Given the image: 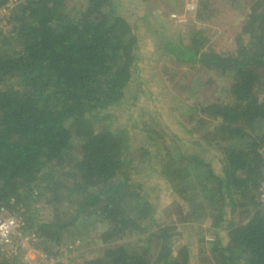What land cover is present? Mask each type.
Here are the masks:
<instances>
[{
  "label": "trees",
  "instance_id": "obj_1",
  "mask_svg": "<svg viewBox=\"0 0 264 264\" xmlns=\"http://www.w3.org/2000/svg\"><path fill=\"white\" fill-rule=\"evenodd\" d=\"M143 2L20 0L13 34L0 33V208L48 256L96 230L102 247L78 264H264V0L243 3L234 50L212 44L211 0H199L186 41L157 0ZM161 56L202 79L195 100L172 96L174 129L156 110L130 115L142 122L132 151L131 125L105 121L153 101L143 66ZM213 77L231 83L227 100L203 96ZM0 264L18 262L0 253Z\"/></svg>",
  "mask_w": 264,
  "mask_h": 264
},
{
  "label": "rangeland",
  "instance_id": "obj_2",
  "mask_svg": "<svg viewBox=\"0 0 264 264\" xmlns=\"http://www.w3.org/2000/svg\"><path fill=\"white\" fill-rule=\"evenodd\" d=\"M83 0H70V5L72 7H76V2H82ZM151 1V0H150ZM154 1V0H153ZM250 0H211L212 5L214 7H217V14L219 16L218 20H216L215 24L218 25L217 27L213 26L214 28L209 29V35L212 40V44L216 47V50H234L235 48V41L234 38L238 32H240L241 24L245 19L246 12H243L242 6L244 2H249ZM145 2V0H144ZM143 2V3H144ZM195 2V0H157V2H151L153 6H156L157 8H160L159 13L163 14L161 11H164L165 13L170 15L171 12H174L179 15H184L185 22L179 23L177 21L171 20L168 16L167 19H170V21L178 26L177 28L180 29L183 32V39L186 41V37L189 32H191V26L195 24L194 17L192 14H190L188 11L185 12L186 5L188 3ZM169 4L172 5L169 6ZM69 5V2H68ZM139 11L144 10V6L138 7ZM136 9V6H129V12H133L135 10L136 17H138V10ZM70 10V9H69ZM166 10V11H165ZM72 11V10H70ZM135 17V18H136ZM222 25V26H221ZM169 58L166 56H161L158 58V65L155 63H152L151 65L143 66L144 70L142 73V76H145V87L146 90H151L153 92V101L148 103V98H144V96H141L139 98V103L137 105V108L129 110L128 107H115L112 110V115L116 116V119L114 118H107L105 122H110L114 125V127H130V130H135V137L132 139V151H135L137 147L139 146V143L142 142V138L139 135V129L141 128V121L137 124L136 121L128 122V118L130 115H136L135 112H137V116L139 115L141 120H149L150 115H154V110L158 111L160 115L158 114V117L164 118V121L168 123V127L171 129H174L175 124V118L176 119H183L181 116V112H174L173 111V100L171 99L172 96L180 95L182 98H189L194 99L191 95L190 91V84L192 82L201 80V74L195 70L187 68L177 67L173 65L168 60ZM154 67V68H153ZM174 67V69H173ZM191 70V71H189ZM152 74L150 75V73ZM215 81L213 80V86L208 85L205 86L204 91L206 92L205 95L211 97V100H216L217 98L225 99L228 97V89L230 88L231 83L226 80H221L220 78L213 77ZM163 87H167L169 89V92L161 93V90ZM167 89L165 91H167ZM166 93H169L166 96ZM197 97V96H196ZM195 100V99H194ZM191 102V101H186ZM128 109V110H127ZM111 111V110H110ZM143 115H146L142 118ZM138 119V117H137ZM130 120H132L130 118ZM166 130H161L160 133L164 132ZM78 149V146L76 150ZM158 158L155 157V160ZM158 166L156 162H152V167ZM151 170H149V167H147V173L152 176ZM151 178V177H150ZM143 181L145 180L144 177H142ZM152 179H150V183ZM152 184V183H151ZM151 184H148V187H146L145 193L147 196L151 199H154V196L159 197V199H156L158 203L160 200H165L163 197V192H157L151 189ZM166 191V190H165ZM162 197V198H161ZM168 201V200H167ZM177 214H173V216L168 219L170 222H173L176 220ZM167 221V220H166ZM88 222V221H86ZM209 228V224L205 223L202 226L203 231H199V234L206 237V240L209 241V239L212 237L210 232L207 231ZM196 234V232H195ZM86 236H89L86 238ZM71 237L74 239L78 238L74 234L69 237V242L72 241ZM79 242L78 249L75 250L74 254H72V257L70 259L71 264H78L79 262L85 261L87 257L95 256L98 254V250L102 247L101 242L97 239V232L95 231H89L84 233V236L82 238L79 237V239H76ZM75 240V241H76ZM135 240L138 242L141 241V238L136 235L134 239H129V241ZM197 242V241H196ZM211 242V241H210ZM181 243V238H180ZM198 243V242H197Z\"/></svg>",
  "mask_w": 264,
  "mask_h": 264
},
{
  "label": "built area",
  "instance_id": "obj_3",
  "mask_svg": "<svg viewBox=\"0 0 264 264\" xmlns=\"http://www.w3.org/2000/svg\"><path fill=\"white\" fill-rule=\"evenodd\" d=\"M20 0H9L0 8V33L13 34L14 22L12 14ZM199 7V0L188 3L185 12L188 11L195 17ZM169 18L179 23L185 22L184 15L172 13ZM264 207V174L260 185L258 197ZM55 256H48L39 248V238L31 232L25 231V223L22 218L11 213L5 208H0V253L3 257L15 260L18 264H71L70 259L78 249L79 242L67 245Z\"/></svg>",
  "mask_w": 264,
  "mask_h": 264
},
{
  "label": "crops",
  "instance_id": "obj_4",
  "mask_svg": "<svg viewBox=\"0 0 264 264\" xmlns=\"http://www.w3.org/2000/svg\"><path fill=\"white\" fill-rule=\"evenodd\" d=\"M169 6H171V4H169ZM166 11V10H165ZM172 13H174V12H171L170 14H172ZM164 14V13H163ZM167 14V13H166ZM168 16V15H167ZM169 17V16H168Z\"/></svg>",
  "mask_w": 264,
  "mask_h": 264
}]
</instances>
